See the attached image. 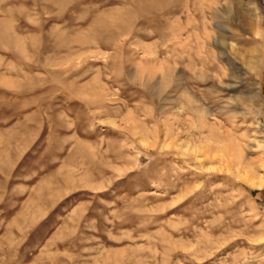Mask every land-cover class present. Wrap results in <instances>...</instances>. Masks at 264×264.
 I'll return each instance as SVG.
<instances>
[{
    "label": "rangeland",
    "instance_id": "374dc122",
    "mask_svg": "<svg viewBox=\"0 0 264 264\" xmlns=\"http://www.w3.org/2000/svg\"><path fill=\"white\" fill-rule=\"evenodd\" d=\"M213 2L0 0V264H264V0Z\"/></svg>",
    "mask_w": 264,
    "mask_h": 264
},
{
    "label": "bare ground",
    "instance_id": "6f19581e",
    "mask_svg": "<svg viewBox=\"0 0 264 264\" xmlns=\"http://www.w3.org/2000/svg\"><path fill=\"white\" fill-rule=\"evenodd\" d=\"M218 3H220L219 2V0H214V2H213V5L211 4V9H212V14H211V17H212V19L214 20V24H215V27H216V29H218V30H220V31H222V32H225L226 30H225V22L224 21H222V20H220L219 19V14L222 12V13H224V14H226L225 16H224V18H227L228 19V16H229V14H232V10H231V8H225V5L224 6H218ZM229 7V6H228ZM254 10H258L257 8H254ZM220 12V13H219ZM248 13V14H247ZM249 13H251V12H249V11H246V14H244V18H245V20H247L248 21V23L249 24H251V26L254 28V30L256 31V32H258V33H260L259 31V29L256 27V24L258 23V20H257V18H254L253 16L251 17V16H249ZM211 37L213 38V40L212 41H214L215 43H216V45H218L219 47H220V55H228L227 53V50L225 49V47L223 46V38H222V36L221 35H219L218 33H213V36H212V34H211ZM210 37V38H211ZM213 42V43H214ZM232 45H233V43H232ZM232 50H233V47H232ZM229 56V55H228ZM252 60V59H251ZM249 66V68H250V70H254V66H252L250 63L248 64ZM227 68H229L230 70V81H228V82H224L222 79H219L218 80V82H219V84L220 85H222V84H224V89L225 90H229V91H231V90H233V89H237V87L239 86L238 85V80L236 79V73L240 70V69H238L237 68V66H236V63L233 61V60H230V62L229 63H227ZM225 81H227V80H225ZM243 81V80H242ZM256 85L257 84H254V83H251L250 85H249V87H250V90L246 93V96L244 95H242V94H239V93H237V94H239V95H237V96H235V95H230L229 94V99H230V102L228 101V102H226L222 107H221V109H222V111H228V109L230 108V106H231V104L233 103V102H239V99L240 98H243V99H245L246 101H248L251 105H253V106H255V101L257 100V98L260 96V93H259V91H258V89H256ZM237 92V91H236ZM215 93H217V91L215 92ZM196 101H195V104H194V109H195V111L198 113V115L200 116V117H203V116H210V115H214L215 113V111H214V109L213 108H208L207 110H205L202 106V104H201V102H199V100L198 99H195ZM239 104V103H238ZM256 107V106H255ZM254 107V108H255ZM252 110V112H254L255 114H259L260 112H262L263 111V109L261 108V107H259V108H257V109H251ZM229 112H233V111H229ZM225 113V112H224ZM227 113V112H226ZM217 114V113H216ZM231 114V113H230ZM214 122V121H213ZM219 124V123H218ZM222 124V123H221ZM216 126H217V124L216 123H214V125L212 126V127H214V128H212L211 127V129H210V131L212 132V134L213 133H215V135H214V139L217 141V142H219V141H221V143H222V140H219V138H218V136H217V128H216ZM218 127V126H217ZM219 127H221V126H219ZM220 129V128H219ZM227 129V128H226ZM259 133V132H258ZM262 133H263V131H262ZM220 135V134H219ZM229 135H231V134H229ZM232 136V135H231ZM211 138V140L213 139L212 138V136L210 137ZM234 138V137H233ZM236 138V137H235ZM232 139V137H231V139H232V141L233 140H237V139ZM223 140H224V138H222ZM242 139V138H241ZM252 139V138H251ZM248 142V141H247ZM250 142V141H249ZM253 147H255V148H257V149H259V150H264V136H255L254 138H253ZM236 143H237V141H236ZM241 143V142H240ZM222 144H224V143H222ZM222 144H220V145H222ZM212 145H214V144H212ZM228 146V145H227ZM232 145H229L228 147H230L229 149L231 150V156L232 157H234L235 158V160H237V156H239V152L236 150V149H234V150H232L231 148L233 147H235V146H232ZM248 146V145H247ZM227 147V148H228ZM252 147V146H251ZM252 147V148H253ZM215 148V147H214ZM222 148V147H221ZM220 148V150L221 151H224V150H222V149H225V147H223L222 149ZM236 148V147H235ZM237 148H238V146H237ZM213 149V148H212ZM198 150V149H197ZM209 150V149H208ZM207 150V151H208ZM218 151V149H217V151L218 152H215V153H217V154H215L216 156L217 155H219V153H221V151ZM226 150V149H225ZM206 151V152H207ZM211 151V150H210ZM242 151V150H241ZM208 153V152H207ZM210 154V153H209ZM224 155H221V160H224V157H225V155H227V153L225 154V153H223ZM243 154V153H242ZM241 154V155H242ZM213 155V154H212ZM214 155V156H215ZM229 164V163H228ZM243 164H244V162L243 161H241V160H238V162H237V166H238V169H239V171H240V169H244L245 170V168L246 167H243ZM235 166H236V164H235ZM247 169V168H246ZM244 178H245V180L246 181H248V182H250L251 184H253V185H257V186H260V185H262V184H264L263 182H264V179H261V180H259V181H255V180H253V177L251 176V174H250V172H248L247 171V174L244 176Z\"/></svg>",
    "mask_w": 264,
    "mask_h": 264
}]
</instances>
